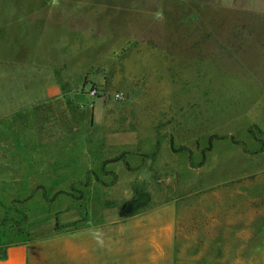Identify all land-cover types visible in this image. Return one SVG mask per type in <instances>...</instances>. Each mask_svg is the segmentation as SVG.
Masks as SVG:
<instances>
[{
	"label": "rangeland",
	"instance_id": "obj_1",
	"mask_svg": "<svg viewBox=\"0 0 264 264\" xmlns=\"http://www.w3.org/2000/svg\"><path fill=\"white\" fill-rule=\"evenodd\" d=\"M17 242L264 264V0H0V254ZM115 252L77 257L148 264Z\"/></svg>",
	"mask_w": 264,
	"mask_h": 264
},
{
	"label": "crops",
	"instance_id": "obj_2",
	"mask_svg": "<svg viewBox=\"0 0 264 264\" xmlns=\"http://www.w3.org/2000/svg\"><path fill=\"white\" fill-rule=\"evenodd\" d=\"M131 253L143 257L144 263L148 264H177V248L175 247H115L113 245H81L58 246L42 249L30 242H17L9 244L0 254V264H79L78 255L82 254H107ZM54 253L55 256H51ZM42 255V256H41ZM83 260V259H82ZM108 261V258H105ZM82 263V261H81Z\"/></svg>",
	"mask_w": 264,
	"mask_h": 264
},
{
	"label": "built area",
	"instance_id": "obj_3",
	"mask_svg": "<svg viewBox=\"0 0 264 264\" xmlns=\"http://www.w3.org/2000/svg\"><path fill=\"white\" fill-rule=\"evenodd\" d=\"M90 93H91V95H97L98 94V89L97 88H92L90 90Z\"/></svg>",
	"mask_w": 264,
	"mask_h": 264
}]
</instances>
